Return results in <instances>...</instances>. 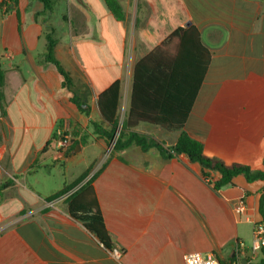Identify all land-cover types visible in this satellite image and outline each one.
Listing matches in <instances>:
<instances>
[{
	"label": "crops",
	"instance_id": "crops-1",
	"mask_svg": "<svg viewBox=\"0 0 264 264\" xmlns=\"http://www.w3.org/2000/svg\"><path fill=\"white\" fill-rule=\"evenodd\" d=\"M116 1L123 21L104 0H54L51 15L64 13L63 27L55 30L56 57L76 85L88 88V116L45 60L46 32L37 17L44 4L19 0L14 11L0 10V63L6 72L0 107V264H186L192 252L214 254L222 264L233 258L238 261L233 264H262L264 249L253 256L251 246L254 223L262 222L264 182L239 176L234 186L216 191L198 163L185 155L168 159L155 147L143 151L134 145L104 159L108 137L100 132L109 126L98 101L120 82L122 123L132 110L139 61L177 30L195 27L210 64L184 130L204 145L207 156L260 171L264 0ZM161 86V80L145 82L137 117L161 114L151 92ZM65 128L75 135L69 151L59 154L55 139ZM135 128L166 147L179 136L148 122ZM93 165L96 197L113 249L123 252L120 259L72 219L64 204L65 195L94 175ZM82 177L75 189L52 199ZM241 200L246 214L238 217L233 208Z\"/></svg>",
	"mask_w": 264,
	"mask_h": 264
},
{
	"label": "trees",
	"instance_id": "trees-1",
	"mask_svg": "<svg viewBox=\"0 0 264 264\" xmlns=\"http://www.w3.org/2000/svg\"><path fill=\"white\" fill-rule=\"evenodd\" d=\"M37 1H40L45 6L44 12L37 15L40 20L54 12V0ZM104 1L114 17L123 21V10L118 2L116 0ZM18 3L19 0H4L0 3V10L4 14L10 13L16 9ZM49 29L45 34L47 40L45 60L56 67L63 79V87L73 94L72 102L80 112L88 116L91 113V107L88 104L89 90L88 88L77 87L70 73L64 69L61 62L57 59L55 52L57 40L54 38V29L51 26ZM171 46L176 50L173 55L167 53V48ZM209 64L210 54L201 41L199 30L195 27H190L186 30L180 29L174 32L167 42L156 48L136 65L132 110L122 123L118 117L120 82L114 83L103 92L99 96L98 104L103 121L109 126V129H103L100 133L110 139H114L119 130L113 152L116 154L135 145L143 151L155 147L168 159L185 155L191 162L198 163L202 167L203 176L206 179L213 180L212 185L216 191L226 186H234V180L239 176H244L249 183L254 181L264 182V161L263 168L260 171H253L250 166L240 163L227 164L220 158L207 156L204 151V145L192 139L184 130L191 107ZM149 80H156V82L161 80L162 82L160 88H153L151 91L154 95V104L157 105L156 108L160 110L161 114L148 118L137 117L135 115L137 97L141 91H144L143 86ZM5 83L6 72L2 69L0 63V106L4 103ZM143 122L161 126V129L170 133H177L179 136L176 143L166 147L163 143L136 132L135 127ZM212 173L218 174L219 177L213 179L211 177ZM88 175L89 172L86 176ZM95 176L96 173L86 183L71 193L64 201V204L72 219L82 223L101 244L112 250V239L106 228L104 216L93 186ZM85 177H82L73 186L65 188L52 199L75 189ZM8 185L9 183H5L1 187L3 189ZM259 212L264 223V186L262 188ZM230 262L233 264L238 261L233 258Z\"/></svg>",
	"mask_w": 264,
	"mask_h": 264
},
{
	"label": "built area",
	"instance_id": "built-area-1",
	"mask_svg": "<svg viewBox=\"0 0 264 264\" xmlns=\"http://www.w3.org/2000/svg\"><path fill=\"white\" fill-rule=\"evenodd\" d=\"M119 134V130H118ZM73 138L68 128H65L60 132L55 139V148L59 154H66L72 146ZM92 177V176H91ZM79 188V187H78ZM77 188V189H78ZM76 190V189H75ZM74 190V191H75ZM73 191V192H74ZM72 192V193H73ZM70 194L65 195L64 200L69 197ZM234 215L241 217L246 214V205L244 201H239L233 208ZM264 249V223L256 222L253 226V241L251 246V252L253 256L257 255ZM112 256L116 259L122 257V250L114 248L111 250ZM186 264H222L220 259L214 254H203L200 252L188 253L185 256Z\"/></svg>",
	"mask_w": 264,
	"mask_h": 264
},
{
	"label": "rangeland",
	"instance_id": "rangeland-1",
	"mask_svg": "<svg viewBox=\"0 0 264 264\" xmlns=\"http://www.w3.org/2000/svg\"><path fill=\"white\" fill-rule=\"evenodd\" d=\"M57 10V9H56ZM63 12L61 11V12H59L58 10L56 11V13H55V15L53 14V15H46V16H44L41 20H42V23H43V25H44V27H45V32L47 33L50 29V26L54 29V38H55V36H56V34L57 33H55V30H58V29H60V28H62L63 27V25H64V21L62 20V17H63ZM77 87H80V85H76ZM1 108H2V106H0ZM175 134H177V133H175ZM74 132H72V134H71V136L74 138ZM78 136V135H77ZM107 142V145H106V151H105V153L103 154V158L104 159H107V158H109V157H112V156H114V155H116L114 152H113V139H110V138H108L107 140H106ZM158 142H160V141H158ZM160 143H163L164 144V146H166V144L164 143V142H160ZM93 167L94 168H92L91 169V171H90V174L91 175H93V174H95V171H96V169H95V165H93ZM58 168H62V167H58Z\"/></svg>",
	"mask_w": 264,
	"mask_h": 264
},
{
	"label": "water",
	"instance_id": "water-1",
	"mask_svg": "<svg viewBox=\"0 0 264 264\" xmlns=\"http://www.w3.org/2000/svg\"><path fill=\"white\" fill-rule=\"evenodd\" d=\"M117 137H118V131H117V133H116V135H115V137H114V139H113V147H114V145H115V143H116V140H117Z\"/></svg>",
	"mask_w": 264,
	"mask_h": 264
}]
</instances>
